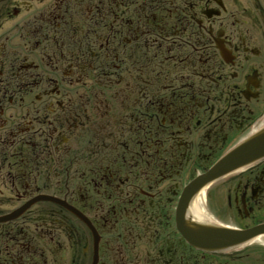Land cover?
I'll use <instances>...</instances> for the list:
<instances>
[{
	"label": "flooded vegetation",
	"instance_id": "af4514ba",
	"mask_svg": "<svg viewBox=\"0 0 264 264\" xmlns=\"http://www.w3.org/2000/svg\"><path fill=\"white\" fill-rule=\"evenodd\" d=\"M263 126L264 0H0V264H264Z\"/></svg>",
	"mask_w": 264,
	"mask_h": 264
},
{
	"label": "water",
	"instance_id": "95a60500",
	"mask_svg": "<svg viewBox=\"0 0 264 264\" xmlns=\"http://www.w3.org/2000/svg\"><path fill=\"white\" fill-rule=\"evenodd\" d=\"M264 157V128L250 135L235 147L227 151L205 173L200 175L195 183L196 187L205 186L207 183L228 174L242 166ZM179 229L184 233L189 226L179 217L177 219ZM201 230V231H200ZM205 232H204V231ZM196 232L201 235H191L193 239L200 240L204 245L214 248H225L239 243L254 234L255 229L249 231H229L222 228L199 229Z\"/></svg>",
	"mask_w": 264,
	"mask_h": 264
}]
</instances>
